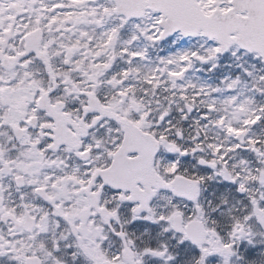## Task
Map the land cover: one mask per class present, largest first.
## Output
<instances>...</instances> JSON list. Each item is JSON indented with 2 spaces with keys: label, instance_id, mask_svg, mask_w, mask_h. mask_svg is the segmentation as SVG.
I'll list each match as a JSON object with an SVG mask.
<instances>
[{
  "label": "snow or ice",
  "instance_id": "6c2138e0",
  "mask_svg": "<svg viewBox=\"0 0 264 264\" xmlns=\"http://www.w3.org/2000/svg\"><path fill=\"white\" fill-rule=\"evenodd\" d=\"M0 264H264V0H0Z\"/></svg>",
  "mask_w": 264,
  "mask_h": 264
}]
</instances>
